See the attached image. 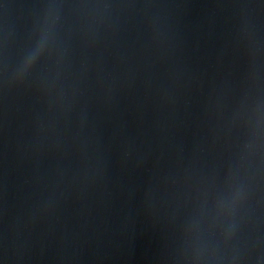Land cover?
I'll return each mask as SVG.
<instances>
[{
	"label": "water",
	"instance_id": "water-1",
	"mask_svg": "<svg viewBox=\"0 0 264 264\" xmlns=\"http://www.w3.org/2000/svg\"><path fill=\"white\" fill-rule=\"evenodd\" d=\"M0 264H264V0H0Z\"/></svg>",
	"mask_w": 264,
	"mask_h": 264
}]
</instances>
